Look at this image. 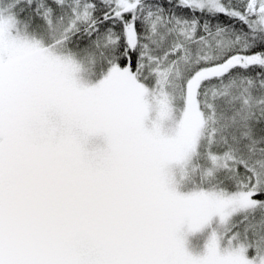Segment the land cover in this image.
<instances>
[{"label":"snow or ice","instance_id":"1","mask_svg":"<svg viewBox=\"0 0 264 264\" xmlns=\"http://www.w3.org/2000/svg\"><path fill=\"white\" fill-rule=\"evenodd\" d=\"M0 264H264V0H0Z\"/></svg>","mask_w":264,"mask_h":264}]
</instances>
